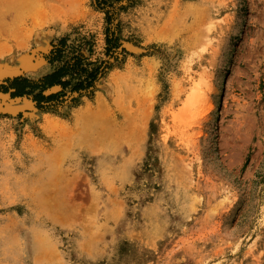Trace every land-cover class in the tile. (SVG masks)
<instances>
[{
	"label": "rangeland",
	"instance_id": "rangeland-1",
	"mask_svg": "<svg viewBox=\"0 0 264 264\" xmlns=\"http://www.w3.org/2000/svg\"><path fill=\"white\" fill-rule=\"evenodd\" d=\"M11 1L0 83L49 73L66 35L101 57L91 0ZM119 21L123 60L91 97L0 93V264H264V0H137Z\"/></svg>",
	"mask_w": 264,
	"mask_h": 264
},
{
	"label": "trees",
	"instance_id": "trees-1",
	"mask_svg": "<svg viewBox=\"0 0 264 264\" xmlns=\"http://www.w3.org/2000/svg\"><path fill=\"white\" fill-rule=\"evenodd\" d=\"M95 11L103 15V51L94 58L91 37L63 36L50 43L43 60L50 72L36 79L24 76L4 79L0 93L10 99H26L39 111H57L76 106L91 97L100 80L123 60L125 49L121 38L123 13L136 6L137 0H91Z\"/></svg>",
	"mask_w": 264,
	"mask_h": 264
},
{
	"label": "bare ground",
	"instance_id": "bare-ground-1",
	"mask_svg": "<svg viewBox=\"0 0 264 264\" xmlns=\"http://www.w3.org/2000/svg\"><path fill=\"white\" fill-rule=\"evenodd\" d=\"M22 1L25 2L26 0H22ZM28 1H29V0H27V2H28ZM31 1H32V0H31ZM34 1H36V0H34ZM34 1H33V2H34ZM40 1H41V0H40ZM55 1H56V0H55ZM11 2L14 4V1H13V0H12ZM36 2H38V1H36ZM65 2L67 3V0H66ZM17 3H18V2H17ZM19 3H20V2H19ZM21 3H22V4H21L22 6L25 5L23 2H21ZM30 3H31V2H30ZM28 4H29V3H28ZM36 4H37V3H36ZM40 4H41V3H40ZM61 4H62V3H61ZM70 4H71V3H70ZM21 5H20V6H21ZM30 5H31V4H30ZM34 5H35V3H34ZM59 5H60V4H58V6H59ZM12 6H13V5H12ZM20 6H18V7H19V9L21 10L22 7H20ZM35 6H36V5H35ZM37 6H39V5H37ZM49 6H50V5H49ZM54 6H55V5H54ZM56 6H57V5H56ZM63 6H64V5H63ZM68 6H69V5H68ZM5 7H6V6H5ZM7 7H9V5H7ZM7 7H6V9H7ZM18 7H15V9L18 8ZM41 7H42V6H41ZM45 7H46V6H45ZM45 7H44V8H45ZM51 7H53V5L50 6V8H51ZM60 7H61V6H59V9H60V11H62V12H60L59 9H58V11H56V12H58V13L60 12V14H65L67 11H66L65 13H63V9H64V7H63L62 10H61L62 7H61V8H60ZM70 7H71V5H70ZM12 8H13V7H12ZM25 8H27V5H26ZM38 8H39V7H38ZM46 8H47V7H46ZM53 8H55V9H53V10H57L58 7H53ZM8 9H9V8H8ZM69 9H70V8H69ZM27 10H28V12H26V13H27V16H28V13H29V15H31V19H32V20H33V19L35 20V18H36L35 16L38 15V18H39V19L37 18L38 21H35V23H38L39 25H40V23H44V21L46 22V21L52 19V18H51V15L47 12V10H44L43 7H42L41 10H40V8L37 9V7L33 8V6H30V7H29V5H28V8L25 9V11H27ZM65 10H66V9H65ZM67 10H68V8H67ZM3 11L5 12V9H4ZM50 11H51V10H50ZM50 11H49V12H50ZM1 12H2V11H1ZM9 12H10V11H9ZM9 12L7 11L8 14H9ZM69 12H70V11H69ZM2 13H3V12H2ZM2 13H1L0 15H4V14H2ZM22 13H23V8H22V10H21V14H22ZM26 13H25V14H26ZM40 13H41V14H40ZM5 14H6V13H5ZM39 14H40V15H39ZM66 14H67V13H66ZM53 15H55V12L53 13ZM14 16H15V14H14ZM14 16H13V17H14ZM17 16H18V15H17ZM22 16H23V15H22ZM27 16H26V17H27ZM32 16H34V18H33ZM62 16H63V15H62ZM62 16H61V17H62ZM65 16H66V15H65ZM19 17H21V15H20ZM19 17H17V20H18ZM29 17H30V16H29ZM54 17H55V16H54ZM54 17H53V18H54ZM23 18H24V16H23ZM0 19H1V18H0ZM2 19H3V17H2ZM31 19H30V20H31ZM1 22H2V21H1ZM1 22H0V23H1ZM12 22H15V21H12V20H11V23H12ZM17 22H18V21H17ZM19 22H20V21H19ZM31 22H32V21H31ZM33 22H34V21H33ZM33 22H32V23H33ZM11 23H10V24H11ZM20 23H21V22H20ZM35 23H34V24H35ZM13 24H14V23H13ZM38 24H37V25H38ZM0 25H2V24H0ZM14 25H17V23L14 24ZM18 25H19V23H18ZM35 25H36V24H35ZM37 25H36V26H37ZM39 25H38V26H39ZM33 26H34V25H33ZM36 26H35V27H36ZM1 27H2V26H1ZM6 28H7V27H6ZM6 28H5V29H6ZM19 29H21V28H19ZM24 31H25V30H24ZM16 32H17V31H16ZM18 32H19V31H18ZM18 32H17V33H18ZM8 34H9V33H8ZM21 34H22V33H21ZM18 43H19V42H18ZM16 44H17V43H16ZM97 109H98V110H97ZM97 109H96L95 111L88 110V111H86V113H84L83 115H82V114L78 115V117L76 118V127L81 128V127L83 126V128H84V126H88L89 124H90V125H91V124L95 125V124H99V122H102V120H103V111H102V108H101V106H100V108L97 107ZM83 128H81V129H83Z\"/></svg>",
	"mask_w": 264,
	"mask_h": 264
}]
</instances>
